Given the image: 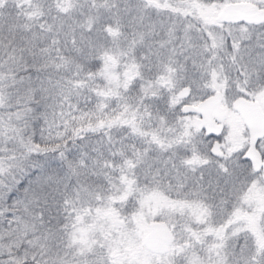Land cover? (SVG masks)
<instances>
[{
	"label": "snow or ice",
	"instance_id": "1",
	"mask_svg": "<svg viewBox=\"0 0 264 264\" xmlns=\"http://www.w3.org/2000/svg\"><path fill=\"white\" fill-rule=\"evenodd\" d=\"M0 264H264V0H0Z\"/></svg>",
	"mask_w": 264,
	"mask_h": 264
}]
</instances>
